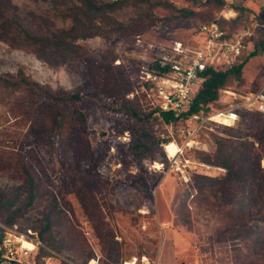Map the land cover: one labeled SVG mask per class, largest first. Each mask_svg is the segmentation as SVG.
<instances>
[{"label": "rangeland", "instance_id": "374dc122", "mask_svg": "<svg viewBox=\"0 0 264 264\" xmlns=\"http://www.w3.org/2000/svg\"><path fill=\"white\" fill-rule=\"evenodd\" d=\"M96 1L119 2L114 11L104 14L130 34L79 40L98 58L94 66L84 59L50 64L0 42V76L22 72L48 89L82 96L78 102L54 105L28 91L0 88V191L21 187L12 197L10 211L0 205V242L4 228L12 226L38 238L42 246L26 258L28 264H83L89 252L93 253L89 262L99 264H113L115 257L116 264H225L221 260L227 254H214L226 245L214 240L217 232L230 224L223 209L228 200L222 180L226 170L213 160L216 142H248L258 148L257 121L250 116L235 127L212 125L188 142L178 126L165 123L156 113L140 122L104 111L99 100L125 96L139 115L150 114L158 107L157 97L153 83L144 79L148 54L135 46V37L156 45L180 41L196 47L200 25L212 17L234 18L235 6L249 11L251 22L239 27L236 35L244 38L250 56L241 80H234L227 89L259 90L264 85V0H224L223 9L206 5V0ZM11 3L21 14L37 17L42 28L38 32H43L44 24L53 30L72 26L55 0ZM74 4L78 5L77 0L70 6ZM103 21L100 16L94 19L109 29L108 21ZM55 111L66 116L58 138L51 119ZM171 141L186 146V171L171 165L164 149ZM140 143L142 148L136 150ZM242 164V173L252 176L264 167L263 161ZM22 165H27L38 189L29 208ZM197 184L200 189L207 187L215 198L208 203L198 195ZM232 186L246 204L242 193L246 197L257 181L242 180ZM6 196L0 193L5 199L1 204ZM14 212L18 213L15 222L6 223Z\"/></svg>", "mask_w": 264, "mask_h": 264}, {"label": "trees", "instance_id": "16d2710c", "mask_svg": "<svg viewBox=\"0 0 264 264\" xmlns=\"http://www.w3.org/2000/svg\"><path fill=\"white\" fill-rule=\"evenodd\" d=\"M72 1L55 0L54 3L64 18L71 19L72 26L69 30H53L47 24H44L43 32H38L42 28L38 26L39 23L36 21L37 17L35 15L32 13L21 14L18 8L11 3V0H0V42L16 50L31 52L40 59L49 61L50 64L61 65L84 59L89 67L94 66L98 58L82 47L78 43L79 40L95 37L112 38L116 35L126 36L130 34V31L104 14L105 12L114 11L119 2L104 3L96 0H77L78 5L70 6ZM205 3L206 5H216L219 9H223L227 5L224 0H206ZM234 9L236 12L234 18L212 17V20L203 24L217 23L226 33V37L230 39L236 35L239 27L247 26L251 22L248 15L249 11L246 8L235 6ZM96 16L102 17L104 23L107 20L108 22L105 24L109 25V29L104 30L99 24H96L94 22ZM249 56L250 54L244 52L237 63L227 70H223L221 66L208 67L204 72L206 80L196 95L194 105L190 112L180 117H176L172 112H164L159 107H156L150 114L139 115L125 96L123 99L113 98L107 101L100 99L99 103L104 111L112 115L126 114L137 121L144 122L151 119L156 113L165 123L178 126L180 129H188L187 120L192 114L197 113L206 116L223 107L220 103L223 91L234 80H241L242 71ZM0 88L28 91L32 95L45 99L54 105L78 102L82 99L80 93L68 94L48 89L46 86L28 79L22 72H19L17 76H0ZM214 107L218 109H214ZM240 116L241 120L236 126L245 117L252 116L257 121L259 129L256 134V143L258 148H255V143L243 142L238 145L222 139H218L216 142L217 152L213 160L216 166L226 170L222 180L223 185L226 187L225 194L228 196V200L223 209L226 210L230 224L225 229L217 232L214 239L220 245L226 243V245L221 246V249L224 248V250L220 251V249L219 252H212L222 256L227 254L225 257L227 259L221 260L225 264H264V167L258 172V175L252 176V174L242 173L239 166L240 161L243 162L242 166L252 165L255 161L264 162V114L240 112ZM51 119L53 120V131L57 133L58 138L66 116L59 111H55L51 115ZM249 146L252 147L249 148ZM141 148V143L135 146L136 150ZM183 159L186 160L184 156ZM20 171L22 179H24L25 204L29 208L36 200L37 184L27 165H22ZM207 179L210 180L211 178ZM242 180L245 183L257 181V186L251 188L246 197H243L244 193H242L244 202L247 200L246 204L242 203L238 191L232 188L233 184H239ZM195 187L198 195L208 203L215 198L214 194H209L207 187L200 189L198 184ZM20 188H11L7 192L0 191V193L7 195V201L0 203V205L5 204V207L10 211L13 207L12 197L13 195L17 196V191ZM1 199L5 200L0 197ZM17 215L18 213L14 212L6 223H14ZM92 258L93 253L89 252L83 264H89V260ZM117 262V257L113 258L112 263L116 264Z\"/></svg>", "mask_w": 264, "mask_h": 264}, {"label": "built area", "instance_id": "2783aa9c", "mask_svg": "<svg viewBox=\"0 0 264 264\" xmlns=\"http://www.w3.org/2000/svg\"><path fill=\"white\" fill-rule=\"evenodd\" d=\"M196 32L200 38L199 46L196 47L180 41L156 45L146 42L140 36L135 39V46L148 54L144 79L153 83V95L157 97L158 107L164 112H172L176 117L190 112L206 80L204 72L208 67L221 66L227 70L237 63L244 52L248 54V46L242 36L227 38L215 22L200 25ZM220 103L223 106L221 109L206 116L195 113L189 117L188 129H180L182 135L187 136L188 142H192L200 132L208 130L212 125L235 127L241 120L240 112L264 114V85L256 92L238 93L225 89ZM185 147L175 141L164 145L172 166L187 167L183 164L187 161L182 158ZM171 149L174 151L171 152ZM41 246L42 242L38 238L20 232L17 226L7 227L2 233L0 258L14 264H28L26 258ZM93 261L98 264V260Z\"/></svg>", "mask_w": 264, "mask_h": 264}, {"label": "bare ground", "instance_id": "6f19581e", "mask_svg": "<svg viewBox=\"0 0 264 264\" xmlns=\"http://www.w3.org/2000/svg\"><path fill=\"white\" fill-rule=\"evenodd\" d=\"M232 16V15H231ZM174 151V149H171V152H173ZM158 165V164H157ZM159 168H160V166H159ZM90 264H95V262L94 261H91V263Z\"/></svg>", "mask_w": 264, "mask_h": 264}, {"label": "water", "instance_id": "95a60500", "mask_svg": "<svg viewBox=\"0 0 264 264\" xmlns=\"http://www.w3.org/2000/svg\"><path fill=\"white\" fill-rule=\"evenodd\" d=\"M1 263H9V264H14V263H11V262H7L5 260H2Z\"/></svg>", "mask_w": 264, "mask_h": 264}, {"label": "crops", "instance_id": "0c3cea01", "mask_svg": "<svg viewBox=\"0 0 264 264\" xmlns=\"http://www.w3.org/2000/svg\"><path fill=\"white\" fill-rule=\"evenodd\" d=\"M2 260V259H1ZM0 264H5V263H0Z\"/></svg>", "mask_w": 264, "mask_h": 264}]
</instances>
